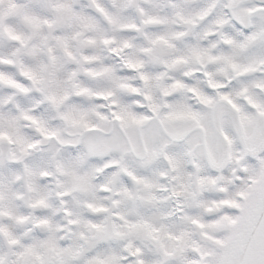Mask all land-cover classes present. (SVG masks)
Masks as SVG:
<instances>
[{"label":"rangeland","instance_id":"1","mask_svg":"<svg viewBox=\"0 0 264 264\" xmlns=\"http://www.w3.org/2000/svg\"><path fill=\"white\" fill-rule=\"evenodd\" d=\"M259 7L0 0V264H239L264 199L251 187L243 212L225 201L234 165L254 160L227 115L233 154L221 176L196 162L201 132L177 140L204 126L216 152V93L254 132Z\"/></svg>","mask_w":264,"mask_h":264},{"label":"water","instance_id":"2","mask_svg":"<svg viewBox=\"0 0 264 264\" xmlns=\"http://www.w3.org/2000/svg\"><path fill=\"white\" fill-rule=\"evenodd\" d=\"M242 264H264V216L247 247Z\"/></svg>","mask_w":264,"mask_h":264},{"label":"flooded vegetation","instance_id":"3","mask_svg":"<svg viewBox=\"0 0 264 264\" xmlns=\"http://www.w3.org/2000/svg\"><path fill=\"white\" fill-rule=\"evenodd\" d=\"M222 98V97H221ZM226 99V98H223ZM246 135V134H245ZM245 141L250 145L251 141H252V137L250 135H246V139ZM222 153V152H221Z\"/></svg>","mask_w":264,"mask_h":264},{"label":"bare ground","instance_id":"4","mask_svg":"<svg viewBox=\"0 0 264 264\" xmlns=\"http://www.w3.org/2000/svg\"><path fill=\"white\" fill-rule=\"evenodd\" d=\"M241 130H242V128H241ZM243 136H244V139H246V135L244 134Z\"/></svg>","mask_w":264,"mask_h":264}]
</instances>
